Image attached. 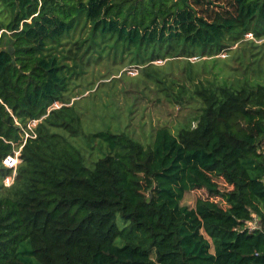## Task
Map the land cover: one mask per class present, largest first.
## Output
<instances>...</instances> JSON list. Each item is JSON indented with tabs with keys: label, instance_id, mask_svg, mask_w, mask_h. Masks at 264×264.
<instances>
[{
	"label": "trees",
	"instance_id": "obj_1",
	"mask_svg": "<svg viewBox=\"0 0 264 264\" xmlns=\"http://www.w3.org/2000/svg\"><path fill=\"white\" fill-rule=\"evenodd\" d=\"M1 31L0 264H264V77L195 89L198 115L147 146L84 134V98L65 102L67 72L95 53L208 57L264 40V0H0Z\"/></svg>",
	"mask_w": 264,
	"mask_h": 264
},
{
	"label": "rangeland",
	"instance_id": "obj_2",
	"mask_svg": "<svg viewBox=\"0 0 264 264\" xmlns=\"http://www.w3.org/2000/svg\"><path fill=\"white\" fill-rule=\"evenodd\" d=\"M87 35L82 32L77 36L78 41L82 42ZM263 43L264 40L258 41L247 34L216 56L208 57H201L198 52L195 56L183 52L181 56L180 48L158 49V46L157 50L149 47L146 52L130 48L125 55L122 47L113 48L117 58L95 53L90 67L84 66L75 74H72L73 68L67 72L70 88L65 93V102L69 101L67 106H76V101L84 98L76 106L83 113L79 121L84 134L109 130L124 133L147 146L156 129L168 128L176 135L182 126L198 115L202 101L195 96V89L210 84L220 86L223 82L230 85L242 79L260 81L264 77ZM109 45L113 43L109 42ZM4 47L9 45L4 43ZM80 54L82 51L78 56ZM120 56L124 59L120 60ZM66 65L73 67L75 62ZM58 106L54 104L53 107ZM14 123L24 127L15 118ZM21 150V146L13 150L12 157L17 156L16 164L11 168L10 176L1 181L4 188L10 187L14 181ZM219 187L224 191L229 189L221 181ZM200 198H206L202 190L187 192L181 205L193 208Z\"/></svg>",
	"mask_w": 264,
	"mask_h": 264
},
{
	"label": "built area",
	"instance_id": "obj_3",
	"mask_svg": "<svg viewBox=\"0 0 264 264\" xmlns=\"http://www.w3.org/2000/svg\"><path fill=\"white\" fill-rule=\"evenodd\" d=\"M30 123H33V124H34L33 127H35L37 121H32V122H30ZM30 123H29V124H30ZM29 124H28V128H29V129H30V128H33V127H30ZM26 136H27V135H26ZM15 159H17V156H16V158H14V157H12V156H8V157H6V158L3 160V164H4L7 168H12V167H14L15 164H16ZM253 228H254L253 226L250 227V229H253Z\"/></svg>",
	"mask_w": 264,
	"mask_h": 264
}]
</instances>
